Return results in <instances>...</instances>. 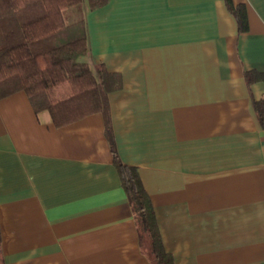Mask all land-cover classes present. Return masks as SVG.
<instances>
[{
	"label": "crops",
	"instance_id": "crops-1",
	"mask_svg": "<svg viewBox=\"0 0 264 264\" xmlns=\"http://www.w3.org/2000/svg\"><path fill=\"white\" fill-rule=\"evenodd\" d=\"M85 0L88 54L122 77L57 125L0 99V264H152L110 134L175 264H264V0Z\"/></svg>",
	"mask_w": 264,
	"mask_h": 264
},
{
	"label": "trees",
	"instance_id": "trees-1",
	"mask_svg": "<svg viewBox=\"0 0 264 264\" xmlns=\"http://www.w3.org/2000/svg\"><path fill=\"white\" fill-rule=\"evenodd\" d=\"M93 8L106 0H91ZM239 31L248 30L243 4L226 0ZM85 0H0V99L19 90L35 110L48 109L57 125L97 111L108 113L109 93L122 77L104 64L93 69L88 54ZM107 127L123 187L152 264H175L165 249L156 211L137 166L122 161Z\"/></svg>",
	"mask_w": 264,
	"mask_h": 264
}]
</instances>
